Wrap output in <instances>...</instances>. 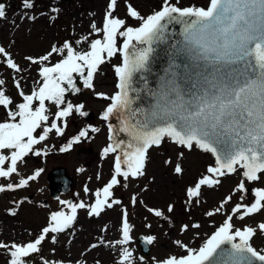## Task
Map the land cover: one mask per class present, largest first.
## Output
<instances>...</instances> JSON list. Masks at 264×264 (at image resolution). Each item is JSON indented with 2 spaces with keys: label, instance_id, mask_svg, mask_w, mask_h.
Wrapping results in <instances>:
<instances>
[{
  "label": "snow or ice",
  "instance_id": "6c2138e0",
  "mask_svg": "<svg viewBox=\"0 0 264 264\" xmlns=\"http://www.w3.org/2000/svg\"><path fill=\"white\" fill-rule=\"evenodd\" d=\"M179 4L180 0H161L157 9L141 14L127 3V16L137 22L130 25L126 19L114 15L118 0H109L102 25L98 26L95 20L90 25L89 36L95 34L98 38L90 41L88 50L78 51L65 40L60 46L53 44L42 55L24 58L29 66H37L39 79L30 92L24 90L20 79H14L20 102L6 94V81L0 79V107L5 113L0 119V178H10L13 174L20 175L18 163L30 153L37 157L48 154L45 142L52 133L57 137L65 135L68 118L74 112L82 117L88 115L83 110V103L74 104L67 99L69 94L81 92L77 78L83 88L94 91V74L99 66L117 54L121 56L120 63L113 65L117 90L110 96L95 93L110 101L101 119L110 121L116 117L119 121L118 127L108 123L111 142L101 153L102 157L115 154L111 178L95 191L92 204L83 200L79 203L59 200L70 211H52L47 225L34 240L0 241V249L9 257L8 264H33L31 258L34 255L39 256L40 264H65L62 260H50L40 255L41 245L49 234L70 229L77 219L78 209L87 208L89 216H99L105 208L120 205L121 200L114 198V187L121 184V178L128 181L143 176L149 149L159 147L165 139L188 150L200 149L214 158L213 163L208 164L206 174L186 188L187 204L200 203L202 186L220 185L221 178L229 175H238V183L219 206L206 211L205 216L222 213L237 193L239 202L231 207L230 213H225L223 222L199 245L190 246L177 239L173 243L183 250L181 253L169 254L162 259L153 257L151 264H264V249L254 247L255 237L264 235V221L255 227H237L234 222V218L243 221L264 211V0H207L204 6L184 7ZM33 6L32 0H23L25 9ZM2 18H6V5L0 2ZM28 18L35 19L34 16ZM173 25L180 26V39L169 45L168 67L160 77L157 89L153 90L148 87L144 74L151 71L157 46L168 44L172 39ZM120 39L122 43H118ZM83 41H88V36L76 43ZM0 57L3 58L0 62L9 69L16 73L23 71L3 46H0ZM54 57L60 58L52 63ZM138 74L143 81L142 88L135 87ZM141 92L154 98V103L147 109L133 107L141 99ZM99 130L87 124L59 151L68 152L74 145L90 139V132ZM119 133L126 134L127 140L117 139ZM42 144L44 147H38ZM183 155L181 151L179 157ZM42 171L37 169L27 177L20 176L16 183L0 184V193L25 188ZM174 172L183 174L181 163L175 164ZM97 179H100L99 174ZM249 184L260 186L251 188L253 200L245 203ZM84 191H90L87 185ZM131 202L134 205L138 202L135 195ZM147 210L156 217L167 219L160 208L149 207ZM9 211L16 214L15 209ZM173 211L174 205L168 204L167 212ZM190 227L199 229L201 225L185 223L180 231L186 232ZM131 230L125 209L122 238L108 242L112 247L120 246L116 264H136L132 252L124 247L132 239ZM143 239L146 244H152L156 237L148 235ZM51 240L55 243L57 236L52 235ZM97 246L92 244L91 248ZM139 260L144 264L143 256ZM76 264L86 262L77 261Z\"/></svg>",
  "mask_w": 264,
  "mask_h": 264
},
{
  "label": "rangeland",
  "instance_id": "374dc122",
  "mask_svg": "<svg viewBox=\"0 0 264 264\" xmlns=\"http://www.w3.org/2000/svg\"><path fill=\"white\" fill-rule=\"evenodd\" d=\"M6 5V18L0 19V46L5 47L12 54V58L20 65L23 71L16 73L9 69L7 65L0 62V79L6 81V94L14 101L20 102L21 98L14 86V79L21 80V86L26 92H30L34 82L39 79L37 66H29L24 59L26 56H39L51 49L53 44L60 46L65 40L70 41L73 47L78 51L88 50L92 39L98 38L95 34L89 36L91 32L90 25L93 20L98 26L102 25L103 17L107 9L109 0H32L33 7L25 9L23 0H0ZM175 2V0H173ZM131 3L141 14H148L153 9H157L161 0H118V7L114 15L126 19L127 23L134 25L137 22L127 16L126 4ZM207 0H180L179 6H197L206 5ZM56 9L57 11H53ZM35 17L29 19L28 17ZM88 36V41L79 44L77 40ZM122 43V39L118 41ZM60 57H54L52 63H55ZM3 58L0 57V61ZM121 56L117 54L111 60H106L100 65L94 74V91L85 89L80 84L82 92L78 95H68V99L74 104L83 103L85 108L97 110L104 105L103 98L95 93H104L115 89L113 76L116 74L113 65L120 63ZM87 93V94H86ZM52 111H55L53 108ZM4 109L0 107V119L4 118ZM77 116L73 113L68 118V127L65 134L73 131L72 119ZM89 119V118H87ZM52 133L45 142L55 147L59 139ZM38 147H44L40 145ZM73 149L63 154L56 153L49 157L48 168L54 164H65L70 172L77 165V153ZM86 150L81 148L80 151ZM183 152V157L179 153ZM31 153L22 163H18V171L21 175H30L34 173L39 162L31 159ZM165 161H171L166 163ZM180 161L184 169L182 175L174 172V166ZM214 158L211 154L204 153L200 149L194 148L188 150L178 146L168 139L159 146L149 149L148 159L145 165V174L137 178H129L128 181H121L119 186L114 187V198L120 199L121 204L112 209H105L99 216H89V209H78L76 221L73 226L60 234H49L45 242L42 243V252L40 255L50 260H62L67 264L69 260L72 264L77 261H85L86 264H116L120 255V246L112 247L108 242H114L122 238L121 224L123 211L128 212V220L132 225L131 237L128 244L124 245L133 254L136 264H141L139 257L145 258L144 264H151L152 258H165L169 254H179L183 250L178 249L173 241L180 239L190 246L199 245L207 234L214 231L225 219V213H230L231 207L239 202V193L233 196V201L225 206L222 213L214 217L205 216V212L219 206L220 201L230 194L239 181L238 175H229L221 178L222 182L216 186H202V194L199 198L200 203L193 202L187 204L186 188L194 185L202 175L206 174L208 164L213 163ZM42 168V167H41ZM43 169V168H42ZM65 170V175L67 170ZM54 176L60 177L61 171L55 172ZM16 180L15 174L10 178H0V184H7ZM64 181V179H63ZM71 180L68 185H73ZM44 183L41 176L23 190L0 193V241L10 243L27 242L34 240L40 230L47 225L49 214L56 211L58 205L55 201L49 208L46 203H38L41 198L49 200L46 193H35L37 187ZM126 185V186H125ZM260 185L249 184V195L245 203H251L253 196L251 188ZM77 196L81 198L79 191ZM85 194V193H84ZM88 195H91L89 193ZM137 197V203L131 202V197ZM92 197L85 195L83 200L86 204H91ZM174 205L172 213L167 212L168 204ZM149 207L160 208L164 211V217H156L148 212ZM9 209H15L16 214L12 215ZM198 221L201 225L199 229L189 228L186 232H181V226L185 223L190 226ZM264 221V211L253 214L243 221L234 218L237 227L250 225L255 227L259 222ZM151 225L150 228L146 225ZM105 226L106 230H105ZM196 233H199L197 236ZM56 235L57 240L52 242L51 236ZM139 235H153L156 240L150 244L151 248L148 254L142 253L138 244ZM103 241L104 243H101ZM92 244H97L95 249ZM254 247L258 250L264 249V235H257L254 239ZM55 249L53 252L52 250ZM8 255L5 250L0 249V264H8ZM33 264H40L39 256L34 255Z\"/></svg>",
  "mask_w": 264,
  "mask_h": 264
},
{
  "label": "flooded vegetation",
  "instance_id": "af4514ba",
  "mask_svg": "<svg viewBox=\"0 0 264 264\" xmlns=\"http://www.w3.org/2000/svg\"><path fill=\"white\" fill-rule=\"evenodd\" d=\"M113 81H115L114 85L115 89H111L109 92L105 91L104 93L107 95H112L117 89H116V84H117V77L115 78L113 76ZM81 83H78L80 86ZM82 92V90H81ZM80 92V93H81ZM79 94V93H78ZM76 94V95H78ZM87 94V93H86ZM104 105L100 106L97 108V110H94L92 108H85L84 111L88 113L86 117H82L79 114H77L76 117L72 119L73 123V131L70 134H65L62 139H59L58 142L56 143V146H50L53 144L48 145V154L41 155L39 157L30 155L31 159L34 161L39 162V167L37 169H42L43 171L41 172V175L39 177L44 178V183L37 187V191L35 193H46L47 197L49 200H46V198H41L38 200V203L42 204L46 203L47 201V206H44L45 208H49L51 206V203L53 201L56 202L58 205V208L56 211L59 210H64V211H70L69 209L65 208L63 205L59 203V200H70L73 203H79L81 200L85 199V191L84 187L87 185V187L90 189V191L87 193V196L92 197L89 201L92 204L95 201V196L94 193L97 189L102 188L105 183L111 178L112 172H113V164H114V159H115V154L110 153L107 157H102L101 153L104 147H106L111 141H109L108 136H109V131H108V123H112L113 125H116L117 127L119 126V121L115 119V117L110 118V121H104L101 119V114L103 110L107 107L108 103L110 101L103 99ZM89 118V119H87ZM87 124H91L97 128H99V132L96 133H89V136L91 137L90 139L84 140L83 142L74 145L73 147L76 146V151L79 153L75 152L77 154V165L72 168V170L69 172L67 170V166L65 164H54L50 168H48V163H49V157L51 158L52 155H55L56 153H60L65 155L64 153L59 151V148L65 144L68 139H70L72 136L77 134L81 128L86 126ZM156 147V146H155ZM85 148L86 150L80 151V149ZM48 161V163H47ZM180 163V161H177ZM42 167V168H41ZM65 168L67 171V174L70 177H68L70 180H73V185H65L61 187L59 190H55L53 185L51 184L52 179H53V172H55L57 169H63ZM80 169H83L81 171ZM34 170V172L36 171ZM20 174V173H19ZM97 174L100 175V179H97ZM31 175V174H30ZM16 180H14L12 183L18 182L20 179V176L23 175H17ZM28 175H24V177H27ZM38 177V178H39ZM121 181L123 179L121 178ZM33 181H30L28 186L25 188L17 189V190H23L28 188L29 186H32L31 183ZM81 194V198L77 196V192ZM11 192V191H8ZM113 192L115 193V189H113ZM85 193V194H84ZM91 193V195H88ZM59 198V199H57ZM107 209V208H105ZM104 209V210H105ZM78 219V217H77ZM194 223H198L197 221H194Z\"/></svg>",
  "mask_w": 264,
  "mask_h": 264
},
{
  "label": "water",
  "instance_id": "95a60500",
  "mask_svg": "<svg viewBox=\"0 0 264 264\" xmlns=\"http://www.w3.org/2000/svg\"><path fill=\"white\" fill-rule=\"evenodd\" d=\"M171 27L175 28V33L172 35V39L169 41L168 44H161L157 46L156 51L153 54L151 64H150L151 71L144 74L148 80V87L153 90L157 89L160 77L164 75V70L168 67L169 57L167 55V49L169 45L175 42L176 40L180 39V36H179L180 26L173 25ZM135 87H138V88L143 87V81L139 78V74L137 75V78L135 81ZM140 96H141V99L136 101L133 107H141V108L147 109L149 108L151 104L154 103V98L149 96L146 92H141ZM117 139L127 140V136L124 133H119V135L117 136ZM144 237H145L144 235H139L138 243H139L142 253L148 254L150 250V244H146L144 242V239H143Z\"/></svg>",
  "mask_w": 264,
  "mask_h": 264
},
{
  "label": "bare ground",
  "instance_id": "6f19581e",
  "mask_svg": "<svg viewBox=\"0 0 264 264\" xmlns=\"http://www.w3.org/2000/svg\"><path fill=\"white\" fill-rule=\"evenodd\" d=\"M57 171H61V176L60 177H56L54 176ZM55 172H53V179L51 184L53 185L55 190H59L61 187L68 185V183L71 181L65 174L63 169H57ZM64 179V181H63ZM70 185V184H69Z\"/></svg>",
  "mask_w": 264,
  "mask_h": 264
},
{
  "label": "trees",
  "instance_id": "16d2710c",
  "mask_svg": "<svg viewBox=\"0 0 264 264\" xmlns=\"http://www.w3.org/2000/svg\"><path fill=\"white\" fill-rule=\"evenodd\" d=\"M77 81H78V83H80L78 78H77ZM69 95H70V94H69ZM67 99H68V98H67Z\"/></svg>",
  "mask_w": 264,
  "mask_h": 264
}]
</instances>
